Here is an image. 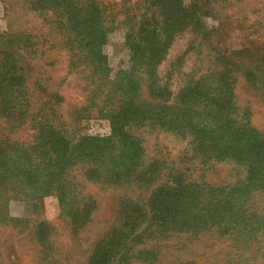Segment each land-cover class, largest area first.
<instances>
[{
    "label": "rangeland",
    "instance_id": "obj_1",
    "mask_svg": "<svg viewBox=\"0 0 264 264\" xmlns=\"http://www.w3.org/2000/svg\"><path fill=\"white\" fill-rule=\"evenodd\" d=\"M95 20L107 80L83 42ZM145 30L158 64L133 60ZM127 71L140 100L227 96L232 117L264 134V0H0V147L31 146L51 124L73 145L107 149L74 168L63 201L49 194L36 210L27 189L0 193V264H92L113 237L107 264H264V183L249 164L208 160L188 126L122 119L115 133L98 113L106 82Z\"/></svg>",
    "mask_w": 264,
    "mask_h": 264
},
{
    "label": "trees",
    "instance_id": "obj_2",
    "mask_svg": "<svg viewBox=\"0 0 264 264\" xmlns=\"http://www.w3.org/2000/svg\"><path fill=\"white\" fill-rule=\"evenodd\" d=\"M77 10L93 11L95 5L80 4ZM93 18L82 22V28H87ZM80 22V20H78ZM92 25L95 34L87 40L84 35L86 48L94 51V64L99 69L98 74L107 80L110 74L108 59L102 51L105 41L106 28L99 21ZM87 40V41H86ZM159 46L156 35L145 30V37L131 43L133 60H144L145 63L158 64L161 59L156 55L155 49ZM143 48V51H140ZM145 50L148 55H145ZM132 72H120L116 80H108L103 92V98L94 104L98 113L111 119L114 132H118L119 122L151 120L159 124L175 123L177 126H188L191 135L195 138L197 149L210 159H235L241 163L249 164V180H260L264 183V134L254 131L252 127L237 118L232 117L231 98L213 99L205 94L195 97L193 102L189 98H181L179 103L167 102L161 105L148 98L140 100V86L132 77ZM225 81V80H224ZM149 89L154 97L163 100L166 96L155 94L157 81H152ZM103 87V86H102ZM165 89V88H164ZM195 86L194 90H197ZM103 90V89H102ZM99 141V140H97ZM107 149L101 146L73 145L57 132L51 124H41L36 141L31 146L25 144L7 145L0 147V193H5L6 187L12 183L32 192L33 206L36 210L43 203V196L56 194L60 200L66 198L69 189L75 184L69 179L74 168L83 160L96 161L105 155ZM108 181H113L114 174L110 169L105 170ZM93 177L99 176L94 171ZM75 199L78 193L74 190ZM80 217H89L91 210L86 206L82 212L76 211ZM44 226L43 224L41 227ZM116 238L101 244L96 250L92 264H107L115 251Z\"/></svg>",
    "mask_w": 264,
    "mask_h": 264
}]
</instances>
